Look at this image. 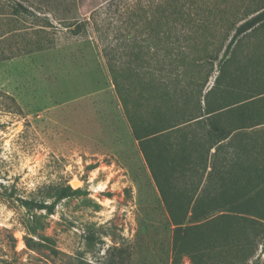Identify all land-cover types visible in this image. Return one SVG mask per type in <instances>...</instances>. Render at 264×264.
I'll list each match as a JSON object with an SVG mask.
<instances>
[{
	"label": "rangeland",
	"instance_id": "1",
	"mask_svg": "<svg viewBox=\"0 0 264 264\" xmlns=\"http://www.w3.org/2000/svg\"><path fill=\"white\" fill-rule=\"evenodd\" d=\"M262 7L0 0V264H264V23L227 50ZM177 46L201 88L157 115ZM136 53L134 119L109 62Z\"/></svg>",
	"mask_w": 264,
	"mask_h": 264
},
{
	"label": "trees",
	"instance_id": "2",
	"mask_svg": "<svg viewBox=\"0 0 264 264\" xmlns=\"http://www.w3.org/2000/svg\"><path fill=\"white\" fill-rule=\"evenodd\" d=\"M264 23V7L259 9L256 14H254L252 17L249 19L245 20L242 24H240L236 30L235 35L233 36L229 46L227 47V50L230 49L234 41L241 35L246 34L250 30L254 29L258 25ZM165 23L161 20L158 22V26L161 27ZM176 52L173 54V61H175L174 65H172L171 68L166 69V67L163 64V68L161 69L163 72V75L159 76V78H154V83L151 85V89L149 92L146 94L150 95V93H154L155 91V96L157 98L156 100V108L153 107L154 111L157 113V115H162L164 113L165 108L170 109L174 114H179L182 115V117H185V111L181 110V102L182 100L185 102L189 98L194 99L196 98V95L199 94V90H193L188 91L187 87L190 85L192 87L196 88H201V85H199V82L197 80H194L195 78L187 81L186 80V72L182 70H179V68H184V61L187 57V46H177L176 47ZM172 55V53L170 54ZM126 56H119L113 58L111 57L109 62V68L110 72L113 75V79L115 82V85L117 87V90L119 92V95L121 97V101L125 105L126 112L131 116V118H136L138 114L142 111V101H144V97L146 94L144 92H141L138 90V85H137V77H138V59L139 56L138 54H133L130 55L128 61L122 60V58H125ZM172 61V63H173ZM130 63H135L134 65H131ZM169 63L168 65L172 64ZM128 65V67H127ZM166 72V73H165ZM149 100V97H147ZM146 99V100H147ZM185 99V100H184ZM197 100V99H196ZM188 102V101H187ZM197 102V101H196ZM195 104V103H194ZM201 104V101H200ZM183 105V104H182ZM186 104H184L185 106ZM199 108V103L196 107L194 105L193 108H191L187 112L189 113L188 116L190 117L189 120L197 118L198 111L197 109ZM167 111V110H165ZM177 126L173 125L168 128H161L158 130V132H163L169 128H173ZM70 189V193H75L77 189H73L71 186H68ZM69 194H61L60 198H64L68 196ZM27 204L34 205L35 207L39 209H51V206L44 204V203H39L34 200H26L25 201Z\"/></svg>",
	"mask_w": 264,
	"mask_h": 264
}]
</instances>
